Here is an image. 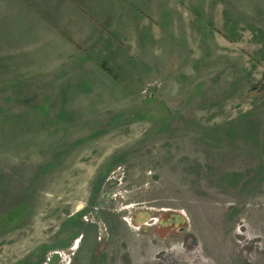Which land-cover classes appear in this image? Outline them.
I'll list each match as a JSON object with an SVG mask.
<instances>
[{"label":"rangeland","instance_id":"1","mask_svg":"<svg viewBox=\"0 0 264 264\" xmlns=\"http://www.w3.org/2000/svg\"><path fill=\"white\" fill-rule=\"evenodd\" d=\"M31 1L0 0V264H264V0Z\"/></svg>","mask_w":264,"mask_h":264},{"label":"crops","instance_id":"2","mask_svg":"<svg viewBox=\"0 0 264 264\" xmlns=\"http://www.w3.org/2000/svg\"><path fill=\"white\" fill-rule=\"evenodd\" d=\"M25 2H27V3H29L28 2V0H24ZM31 1V0H30ZM55 0H53V2H54ZM32 3H30V4H32L34 7H36V9L37 10H39V8H42V7H39L36 3H35V1L33 2V1H31ZM54 3H56V1L54 2ZM49 11V10H48ZM53 12V11H52ZM53 15H54V13H53ZM51 18H56V16L54 15V16H51Z\"/></svg>","mask_w":264,"mask_h":264},{"label":"bare ground","instance_id":"3","mask_svg":"<svg viewBox=\"0 0 264 264\" xmlns=\"http://www.w3.org/2000/svg\"><path fill=\"white\" fill-rule=\"evenodd\" d=\"M76 246V245H75Z\"/></svg>","mask_w":264,"mask_h":264},{"label":"trees","instance_id":"4","mask_svg":"<svg viewBox=\"0 0 264 264\" xmlns=\"http://www.w3.org/2000/svg\"><path fill=\"white\" fill-rule=\"evenodd\" d=\"M105 66V65H104Z\"/></svg>","mask_w":264,"mask_h":264}]
</instances>
